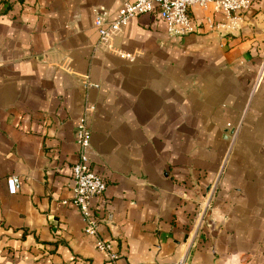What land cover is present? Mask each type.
<instances>
[{"label": "crops", "instance_id": "1", "mask_svg": "<svg viewBox=\"0 0 264 264\" xmlns=\"http://www.w3.org/2000/svg\"><path fill=\"white\" fill-rule=\"evenodd\" d=\"M121 2L0 0V264H109L71 205L86 105L115 264H264V11L195 5L180 37L141 14L128 59L94 28Z\"/></svg>", "mask_w": 264, "mask_h": 264}, {"label": "built area", "instance_id": "2", "mask_svg": "<svg viewBox=\"0 0 264 264\" xmlns=\"http://www.w3.org/2000/svg\"><path fill=\"white\" fill-rule=\"evenodd\" d=\"M209 4L212 5L213 11L220 12L228 18L236 13L239 15L252 13L255 9L264 11V0H122L113 15L102 9L95 11L94 28L98 34L97 45L131 59V54L122 52L113 44V38L122 31L131 18L155 12L165 24L168 35L180 37L198 29V22H194L190 16V8L195 5L206 8ZM263 79L264 54L257 69L252 92L258 88ZM92 110L91 105L84 107L75 129L78 159L71 166L73 181L71 205L78 210L83 219L84 233L94 238L96 249L104 254L106 261L115 264L117 253L112 247V242L103 238L98 230L102 221L99 211L104 209L102 203L106 182L92 168L87 154L91 138L88 118ZM231 138L233 142L234 138ZM6 184L8 192L15 194L18 190V177L10 175L6 179Z\"/></svg>", "mask_w": 264, "mask_h": 264}, {"label": "water", "instance_id": "3", "mask_svg": "<svg viewBox=\"0 0 264 264\" xmlns=\"http://www.w3.org/2000/svg\"><path fill=\"white\" fill-rule=\"evenodd\" d=\"M173 264H182V263H179V262H175V263H173Z\"/></svg>", "mask_w": 264, "mask_h": 264}, {"label": "trees", "instance_id": "4", "mask_svg": "<svg viewBox=\"0 0 264 264\" xmlns=\"http://www.w3.org/2000/svg\"><path fill=\"white\" fill-rule=\"evenodd\" d=\"M255 11V10H254ZM251 14V13H250Z\"/></svg>", "mask_w": 264, "mask_h": 264}, {"label": "rangeland", "instance_id": "5", "mask_svg": "<svg viewBox=\"0 0 264 264\" xmlns=\"http://www.w3.org/2000/svg\"><path fill=\"white\" fill-rule=\"evenodd\" d=\"M213 190V189H212Z\"/></svg>", "mask_w": 264, "mask_h": 264}]
</instances>
